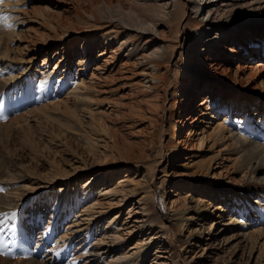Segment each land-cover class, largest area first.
<instances>
[{
	"label": "rangeland",
	"instance_id": "rangeland-1",
	"mask_svg": "<svg viewBox=\"0 0 264 264\" xmlns=\"http://www.w3.org/2000/svg\"><path fill=\"white\" fill-rule=\"evenodd\" d=\"M22 2L28 22L12 48L19 46L20 57L31 60L30 75H27L34 80V85L41 80L43 69L53 71L57 67L55 75L63 78L65 86L61 85L57 94L49 99L50 89L44 86V81L38 95H42V101L27 105V108L22 102L23 95L25 100L37 96L30 94L32 89L28 92L29 84L22 87L23 90L16 87L20 90L14 89L10 97L2 101L4 122L11 125L9 130L14 131V126L42 127L49 137L52 136L50 142L51 139L56 142L51 145L57 149L50 158L54 156L60 162V167L73 182L82 185L90 177L101 175L103 181L95 186V196L101 188L118 185L127 173L131 180H139L138 185L132 181V185L127 183L126 197L122 198L124 194L118 197L122 202L114 206L110 216L123 211L122 217L126 218L134 204L137 213H131L128 220H145L148 209H156L150 191L161 183L167 193L164 203L168 205L165 207L159 199L156 210L159 215L175 221L165 220L135 232L129 247L137 241L157 237L152 239L146 264L153 262L156 252L158 264H261L256 248L238 230L231 228L230 219L238 215L224 205H228L231 193L244 186L241 181L244 174L234 164L236 156L229 148L230 142L227 139L213 141V129L229 118L237 121L252 115L259 120V110L264 111V56L259 57L258 52L264 43V7L246 18L242 15L239 23L235 19L230 24L226 22L230 18L223 13L227 4L224 0H217L208 7L203 3L204 9L198 15L192 13L193 3L181 14L157 22L154 34L139 38L136 33L127 31L113 34L114 37L107 41L104 38L94 41L96 35L111 37L106 33L113 30V26L103 25L97 8L105 5L115 9L116 5H121L123 11H128L135 8L132 0ZM208 9L213 10L210 18L206 16ZM216 11L223 16L220 18ZM202 16L211 21L218 17L221 22L213 26L211 32L202 33L196 46L194 35L202 26ZM90 30L92 32H88ZM225 30H231L230 34L224 33ZM124 41L132 46L138 44L135 56L126 58V51L120 49ZM154 51L162 58L152 59L150 55ZM96 67L100 70H95ZM154 77L160 80L153 81ZM78 78L90 84L92 94L76 115L66 114L56 124L32 111L51 104V100L66 101ZM208 91L218 99L219 105L224 101V105L233 106L241 100L248 104L240 114H235L238 108L233 106L232 116L220 114L212 119L213 110L207 115L202 111ZM51 111L55 112L53 108ZM49 171L42 167L38 172L48 177ZM227 192L228 195L219 196ZM172 200L176 201V210L170 212L168 206ZM45 206L41 205L42 210ZM188 206L192 210L186 213ZM77 212L76 209L74 213ZM68 213L65 221L63 216L58 218L55 243L76 219V214ZM47 214L50 217L49 212ZM184 216L193 219L186 222ZM246 217L241 219L244 223H248ZM251 223L242 234L259 227ZM18 225L19 237H31L27 250L32 248L38 252V247H42L36 258L43 264H67L74 260L77 254L74 247L62 254L60 250L65 246L60 244L59 250H54L60 255L52 257L50 251L55 245L37 244L40 229L26 227L22 221ZM102 225L99 223L98 227Z\"/></svg>",
	"mask_w": 264,
	"mask_h": 264
},
{
	"label": "bare ground",
	"instance_id": "bare-ground-1",
	"mask_svg": "<svg viewBox=\"0 0 264 264\" xmlns=\"http://www.w3.org/2000/svg\"><path fill=\"white\" fill-rule=\"evenodd\" d=\"M197 1L199 2L195 4ZM215 1L217 0H186V2L182 0H132L135 8L131 7L128 11L125 9L123 11L121 5H116L115 9L112 7L113 10L103 4L105 7L97 8L96 13L98 11L103 25H108L109 28L113 26V30L106 33L107 36L111 37H104L103 35L96 37V35L94 36V41L97 38L101 40L104 38L103 40L107 41L114 37L113 34H124L127 31H132L136 33V37L142 38L143 35L148 33L154 34L157 22L159 24L161 21H167L170 17L181 14V11L189 9L190 4L193 5L194 3L191 8L192 13L198 15L201 9H204L203 3L208 7ZM224 2H227V4L223 13H226L227 18H230V21H226L227 23L231 22L230 24H233L235 19L239 23L242 15L246 18L264 7V0H224ZM22 4V0H5L4 5L0 6L3 7L4 15L8 17L7 20H0V105L4 96H7L10 92L13 93L14 89H17L16 87H20L23 90L29 84L32 89L30 94L33 93L32 95L38 96V90L45 81L44 86L50 89L47 95L49 96L57 94V90L61 89V85L65 83L63 78L56 77L55 71L57 67H55L53 71L47 68L43 69L41 71L43 75L41 80L34 85V80L27 75H30L28 69H30L29 63L31 60L20 57L19 46L12 48V44L19 39L20 34L25 32L24 28L28 22L27 12L23 9L24 5ZM216 13H218L216 15H220V18L223 16L218 11ZM212 14L213 10L208 9L206 16L210 18ZM205 18V16H202L200 21L202 26L199 28L198 34L194 35L196 46L200 36L205 31L211 32L213 26H217L221 22L218 17L214 18L213 21L205 20ZM229 31L231 32V30H225L224 33L230 34ZM246 31L249 33L250 29ZM137 45L132 46L128 41H124L120 44V49L121 51H126L127 58L131 55L135 56ZM258 52H260L259 57L264 56V43ZM103 55L100 54L99 56ZM150 56L155 60L162 58L158 51L152 52ZM95 70L99 71L100 69L96 67ZM24 77L25 79L23 80ZM26 77L28 78L26 79ZM64 78L67 79V76ZM152 80L158 82L160 78L154 77ZM90 89V84L85 79L78 78L75 81L74 89L67 95L66 101L58 100L54 102L51 100V104L42 108H35L32 111L39 114V117L49 122L52 120L57 124L61 117H65L68 114L76 115L79 108L83 104L88 103L92 94ZM69 99L71 100L69 101ZM205 100L202 111L207 115L210 110H213L212 119L215 115L220 116V114L232 116L233 106L236 109L238 108L235 114H240L241 109L248 104L241 100L233 106L224 105V101L219 105L218 99L215 100L213 94L209 91ZM71 103L75 106H72L73 104ZM52 108L55 111L54 113L50 112ZM259 114V120L253 118L252 115H247L237 121H231L228 117V120L219 123L213 129V141L216 143L227 139L230 142V146H228L231 148L232 154L236 156L234 164H237V170L244 174V180H241L244 182V186L240 187L239 191L231 193L228 205H224L230 208V212H234L236 216L238 215L237 218L233 219V217L230 219L231 228L238 230L241 236L256 248L258 252L257 258L261 260V264H264V111L259 110ZM3 117L0 111V211H16L18 213L14 222L16 226L19 221H22L26 227L40 229V231H36L39 233L37 244L41 245L43 243L46 245L50 243L53 246L55 245L50 251L52 257L60 255L56 252L59 250L57 247L60 244H63L61 247L65 246L63 250H60L62 251L61 253L69 252L71 247H74L75 250L77 249V254L73 258L75 261L69 260L67 264H146L152 249L150 244L156 236L149 241L147 240L148 242L145 239L134 242V246L129 247L130 243L135 239V232L144 229L147 225L154 226L165 220L171 223L175 221V219L159 215L156 210L157 207L159 208L157 200L160 199L164 205L167 196L165 190L161 188V183L155 185L150 191L149 196L153 200L156 209L149 208L145 220H128L131 217L130 214L136 212L133 207L134 204L131 205L130 210L126 213V218L122 217L123 211L110 216L109 212L114 209V206L122 202V200H118V197L121 194H124L122 198L126 197L125 186L128 185L127 183L130 182L132 185V181L133 184L135 182L138 185L139 180H131L130 175L127 173L125 179L118 185L101 188L98 190V195L95 196V186L103 181L101 175L90 177L82 185L77 181L73 182L60 167V162L54 156L50 158L54 154L52 152L57 149L51 146L56 143L52 142L53 139L50 142L49 138L52 136L49 137L46 131H43V128L38 126L34 129L30 126H20L19 128L14 126V131H11L9 130L11 125L5 123ZM201 141L203 142V140ZM42 167H47L50 170L48 177H44L38 172ZM212 187L213 185L210 184V188ZM226 195H228V192L219 196L224 197ZM175 203L176 201L174 200L170 202L168 206L170 212L176 210ZM41 205H46L43 210ZM166 205L168 204H165V207ZM76 209L78 212L74 213ZM190 210L192 208L188 206L185 212L187 213ZM48 212L50 217L47 216ZM68 212H70V215L76 214V219L66 228L65 234L58 238L59 241L55 243L53 238L56 236L53 235H55V231L59 227L57 225L58 218L63 216L62 220L65 221L68 218ZM45 217L48 219H45ZM245 217L248 223H244L241 220ZM183 219L187 222L192 220L193 217L186 216L185 218L184 216ZM46 220L48 221L47 224H45ZM251 222L256 223L259 227H256L251 232L242 234L247 226L252 224ZM99 223L101 225L105 223V225L98 227ZM27 232L33 233L31 231ZM198 232L200 233V231ZM97 233L99 234L98 236ZM4 235L6 239L12 238L16 242L9 244L7 248L0 249V253H3L0 254V264H43L36 258L38 257V252L35 250L30 252L26 249V246L30 244L31 237L19 239L17 233L15 237H11V233L7 228L4 229ZM54 250H56L55 253ZM13 256L17 257L13 258ZM154 257L155 259L152 263L158 264L159 262H156L159 258L157 252Z\"/></svg>",
	"mask_w": 264,
	"mask_h": 264
},
{
	"label": "snow or ice",
	"instance_id": "snow-or-ice-1",
	"mask_svg": "<svg viewBox=\"0 0 264 264\" xmlns=\"http://www.w3.org/2000/svg\"><path fill=\"white\" fill-rule=\"evenodd\" d=\"M5 0H0V6H3ZM8 17L4 15L3 7H0V20H7ZM18 213L16 211H0V249L7 248L9 244L16 241L12 238H5L4 229L7 228L11 233V237L16 236V224ZM3 254V253H0Z\"/></svg>",
	"mask_w": 264,
	"mask_h": 264
}]
</instances>
